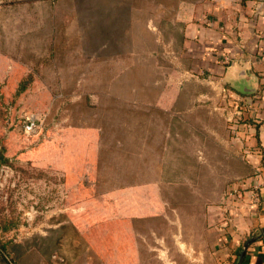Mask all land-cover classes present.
Instances as JSON below:
<instances>
[{"label":"rangeland","instance_id":"rangeland-1","mask_svg":"<svg viewBox=\"0 0 264 264\" xmlns=\"http://www.w3.org/2000/svg\"><path fill=\"white\" fill-rule=\"evenodd\" d=\"M101 1L0 0V58L12 64L0 83V144L10 157L0 170V228H9L2 236L21 243H40L39 235L53 241L60 234L55 229L66 224L61 233L75 237L63 251L69 259L63 262L57 254L52 264H219L216 234L210 230L214 213L208 208H218L235 187L242 165L239 157L214 146L209 134L215 124L229 133L233 120L219 115L212 121L208 107L191 111L185 121L167 117L171 135L154 143L152 132L161 121L148 120L147 114L161 118L165 113L150 105L163 89L147 85L163 76L158 86L184 79L185 98L211 92L220 102L227 95L203 73L147 71L149 43L143 39L131 48L124 40H111L112 32L124 36V24L115 31L112 23L120 20L86 7ZM131 51L139 55V72L130 71V63L83 64ZM16 63L23 68L13 77ZM29 75V88L17 94L20 80ZM227 104L221 103L223 112ZM33 115L41 119L29 132ZM199 149L206 153L199 155ZM199 156L205 164L196 163ZM149 193L155 215L131 217V204L141 200L145 208ZM94 211L104 218L102 232L82 233L81 224L92 221ZM109 226L115 231L106 233ZM91 241L104 243L101 254L88 249ZM48 243L41 240L44 247ZM41 253H31L27 264H44Z\"/></svg>","mask_w":264,"mask_h":264},{"label":"crops","instance_id":"crops-1","mask_svg":"<svg viewBox=\"0 0 264 264\" xmlns=\"http://www.w3.org/2000/svg\"><path fill=\"white\" fill-rule=\"evenodd\" d=\"M101 2H90V6L86 7L105 10L108 19L120 20L111 25L115 31L120 24H124V36L112 32L115 36L111 40H124L130 43L131 48H137L136 44H132L134 42L145 40L149 43L144 54L150 66L147 71L181 74L183 77L186 74L203 73L215 78L210 81L212 87L219 88L227 95L228 100L224 98L220 102L211 92H198L185 98L184 79L179 84L170 85L167 82L158 86L163 76H155L147 88L163 91L156 102L150 105L165 113L161 114V118L157 114L147 116L148 120H154L155 117L157 122L161 121V124L156 123L152 137H155L154 143L161 137L162 144L164 138L171 135L165 123L167 117L185 121L191 111L208 107L212 121L219 119V115L228 121L233 120L229 124V133L224 120L225 128L218 129L215 124L210 128L209 136L213 137L214 146L223 147L227 156L240 158L242 171L235 178V187L247 192L254 185H259L261 202L255 205L247 197L234 199L226 195L218 206L219 210L212 206L208 208L213 209L212 214H215L210 217V230L216 234L219 264H264V0ZM83 5L85 7L88 4ZM138 56L131 51L127 55L110 56L109 61L101 56L95 60L88 58L85 60L88 63L83 61V64L121 67L123 63H130L134 67L130 71L139 72L141 70L135 68L139 65ZM125 57H129V61ZM9 63L5 56H1L0 83L10 73L8 69L12 64ZM21 68V63L15 64L13 77L17 76ZM102 71H106V68ZM226 101L230 106H225L228 111L223 112L221 103ZM182 132L184 134L185 131ZM175 133L177 137L182 136L179 129ZM205 153V150L199 149V155ZM199 159L197 164H205L201 156ZM153 197V194H147L145 208H141V200H134L131 217L150 218L155 215ZM96 212L89 215L93 222L81 224L79 229L82 233L102 232L104 218H97ZM114 227L109 226L105 232H112ZM101 244L104 245L100 241L88 242V249L91 247L99 255L104 249ZM118 247L121 248L120 244Z\"/></svg>","mask_w":264,"mask_h":264},{"label":"trees","instance_id":"trees-1","mask_svg":"<svg viewBox=\"0 0 264 264\" xmlns=\"http://www.w3.org/2000/svg\"><path fill=\"white\" fill-rule=\"evenodd\" d=\"M33 81V76L29 75L27 78L24 77L20 80L18 85L17 94L24 92L29 88L31 82ZM10 163V157L7 154V148L3 144H0V170L3 165ZM66 228V224H62L59 228L55 229V232L58 231L60 234L56 237L55 240L46 236H36L39 242L32 243L31 241H26L24 243L16 242L14 239L4 238L2 236V231H7L9 228L5 227L0 228V264H27L26 258L31 255V253L40 250L41 255L44 256V264H52V258L54 256L61 255V261L66 262L69 257L68 254L64 253L65 245H71L75 241V237L65 236L64 233H61ZM48 239L49 243L47 246L41 245V240L46 241ZM78 252L72 254V259L78 257ZM39 261H36L31 264H41ZM68 263V262H67Z\"/></svg>","mask_w":264,"mask_h":264},{"label":"built area","instance_id":"built-area-1","mask_svg":"<svg viewBox=\"0 0 264 264\" xmlns=\"http://www.w3.org/2000/svg\"><path fill=\"white\" fill-rule=\"evenodd\" d=\"M40 119L41 118L37 117L36 115L31 116L26 125L27 130L29 132L35 131ZM259 189H260L259 185H254L252 189L246 192V191H242V189L238 187H234L231 191L227 193V195L234 199H243L244 197H247L250 202H252L255 205H259L261 202V197L258 191Z\"/></svg>","mask_w":264,"mask_h":264}]
</instances>
